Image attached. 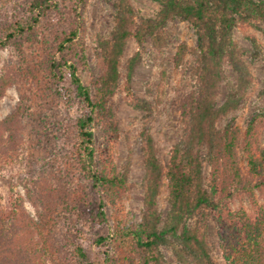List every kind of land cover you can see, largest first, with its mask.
<instances>
[{
    "label": "trees",
    "instance_id": "1",
    "mask_svg": "<svg viewBox=\"0 0 264 264\" xmlns=\"http://www.w3.org/2000/svg\"><path fill=\"white\" fill-rule=\"evenodd\" d=\"M21 1L0 0V17L5 18L0 49L14 44L22 56L29 46L36 45L34 53L42 66L40 69L30 64L24 68L5 66L0 74V98L7 87L16 85L20 92L17 113L23 112L22 105L31 100L48 105L77 98L84 106L83 113L71 124L69 158L57 166V173L51 171L37 180L41 195L39 203H46L43 210L46 206L54 209L61 200L70 208L75 225L77 221L84 222L83 204L88 200L82 180H86L96 194V211L92 220L99 225L106 223L103 198L120 199L128 193L126 178L117 172L115 164L105 155L106 148L101 150L100 168H96L93 128L96 122L104 123L109 138L116 134L107 99L118 89L120 58L129 37L141 42L148 36L155 46H160L165 39L161 29L169 18L178 15L187 20L198 35L199 88L196 96H189L181 104L183 116L190 118L189 129L183 142L172 148L166 169L157 159L152 136L142 131L144 213L138 226L129 218L122 219L109 236L98 238L99 243L108 238L111 245L100 254L99 260L91 259L80 244L69 241L71 258L64 263L53 249V258L47 254L50 249L45 224L26 214L20 198L12 215L0 210V264H163L158 247L166 235L178 238L203 263L207 257L208 215H212L216 222L227 264H264V208L258 207L256 216L251 218L244 211L231 212L227 205L242 191L252 192L264 185V147L259 139L264 127V110L254 114L243 131L236 124L222 129L215 127L220 116L235 108L240 98V95L233 94L219 108L215 107L224 59L237 73L240 87L246 86L249 79L229 37L230 30L251 18L264 20V1L162 0V8L155 18H142L135 24L129 0H118L116 28L112 40L103 44L99 73L93 80V93L78 75L87 64L82 18L87 0ZM7 5L11 7L10 14L3 11ZM185 52L186 44L182 42L177 47L176 64H180ZM137 57L136 53L129 59L127 78ZM128 82L124 90L130 103L137 109L147 108L144 100L132 97ZM12 117L0 120V168L15 161L21 144L26 143L21 125H12ZM16 131L21 133L20 137L14 136ZM204 143L209 149V193L203 187L202 161L198 152ZM239 147L247 163L244 174L239 167ZM59 176L71 177L70 185L65 187ZM163 178L168 179L170 207L160 229L157 197ZM50 181L53 185L45 190L42 184L48 185ZM194 214L198 215L195 225L187 227L186 218Z\"/></svg>",
    "mask_w": 264,
    "mask_h": 264
},
{
    "label": "rangeland",
    "instance_id": "2",
    "mask_svg": "<svg viewBox=\"0 0 264 264\" xmlns=\"http://www.w3.org/2000/svg\"><path fill=\"white\" fill-rule=\"evenodd\" d=\"M129 3L134 11L135 24L142 18H155L162 8V0H129ZM10 9L7 5L3 11L10 14ZM82 18L87 64L79 70L78 75L93 93V80L99 73L103 44L112 40L116 28L118 0H87ZM4 21V16L0 17V34L4 32ZM161 31L165 39L160 46H155L148 36L141 42L134 37H129L126 41L120 58L118 89L107 99V105L113 112L116 134L109 138L108 134H105L104 123L94 124L96 168H100L98 160L103 157L101 150L106 148L105 155L115 164L117 172L125 176L128 190L127 195L120 199L103 198L106 214L104 224L98 225L92 220L96 211V194L86 180H82L83 186L87 188L88 200L83 204L86 218L84 222L77 221L75 225L70 208L61 200L54 209L46 206L43 210L45 201L39 203L40 186L38 187L37 180L51 171L57 173V166L60 167L62 161L69 158L72 147L71 124L84 111L82 101L73 98L69 102H50L43 105L40 101L31 100L22 105L24 113L22 110L17 113L20 92L16 85L7 87L0 98V120L13 115L12 125H21L26 139V143L21 144L17 159L0 168V210L4 214L12 215L18 207L16 203L21 198L26 214L34 220L40 219L45 224L50 249L47 254L50 253L53 258L54 250L60 262L67 263L71 258L72 247L69 241L80 244L91 259L99 260L100 254L110 249L111 245L108 238L100 243L97 242L98 238L109 236L119 220L129 218L135 226L141 223L145 182L142 131L152 136L156 156L163 169L169 164L172 148L183 142L188 132L190 118L188 115L183 116L181 104L189 96H196L199 88L197 31L191 23L178 15L169 18ZM229 37L247 69L249 79L246 86L240 87L237 73L231 63L224 59L215 107L219 108L233 94L240 95V98L235 108L220 116L215 127L222 129L227 125L236 124L243 131L252 116L264 110V20L251 18L248 22L240 23L231 28ZM182 42L186 44V52L180 64H176L177 47ZM35 46H29L22 56L14 44L0 49V74L3 68L9 65L24 68L26 64H30L40 69L42 65L39 59L36 60ZM136 53L138 57L132 66L130 77L127 78L129 59ZM127 81L132 97L144 100L147 108L137 109L130 103V98L124 90ZM20 135L17 131L14 133L15 137ZM259 139L260 145L264 147V127ZM198 152L202 161L203 187L209 193L208 145H201ZM237 153L239 167L244 174L247 171L245 155L240 147ZM70 179L72 180L69 176H59V181L65 187L70 185ZM52 185L53 182L50 181L48 185L42 184V187L48 190ZM227 205L231 212L244 211L254 218L258 207L264 208V185L254 188L252 192L242 191ZM169 207L168 179L163 178L157 197L160 229L164 226ZM205 212L210 214L208 210ZM197 219V214L188 216L185 220L186 226L193 227ZM206 225L207 257L203 263L181 244L178 238L166 235L158 247L163 264H227L223 258L217 225L212 215H208Z\"/></svg>",
    "mask_w": 264,
    "mask_h": 264
}]
</instances>
